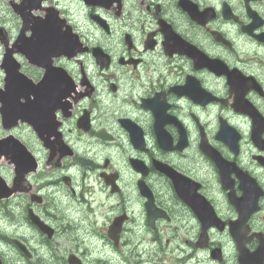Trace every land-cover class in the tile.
<instances>
[{
  "label": "flooded vegetation",
  "instance_id": "flooded-vegetation-1",
  "mask_svg": "<svg viewBox=\"0 0 264 264\" xmlns=\"http://www.w3.org/2000/svg\"><path fill=\"white\" fill-rule=\"evenodd\" d=\"M63 1L55 3L64 8L88 47V52L58 63L79 87L69 105L68 120L76 129L79 117L87 111L92 126L87 134L78 129L74 132L90 142L86 148L81 145V163L89 160V168L106 173L128 168L136 176V189L142 179L154 192L157 204L156 199L169 202L172 186L151 168L152 160L160 159L180 172L184 166L174 160L176 157L197 164L204 158L199 128L218 148L214 133L224 111L227 119H239L241 138L252 146L250 158L264 155L251 142L250 118L224 107L233 101L237 90L264 118V0H98L95 8L84 5L83 15L70 7L79 0ZM91 14H95L94 19ZM89 62L93 70L85 67ZM212 69L231 70L235 79L226 82ZM33 73L40 75L38 69ZM89 85L96 92L86 101ZM156 111L161 117L155 116ZM157 118L171 145L179 144L180 149L156 147L153 125ZM127 127H133V132L142 130L144 150L130 143ZM261 136L264 139V130ZM130 158L149 168L148 173L134 170ZM16 216L17 221L8 228L10 216L0 215L3 264H18V199Z\"/></svg>",
  "mask_w": 264,
  "mask_h": 264
},
{
  "label": "rangeland",
  "instance_id": "rangeland-1",
  "mask_svg": "<svg viewBox=\"0 0 264 264\" xmlns=\"http://www.w3.org/2000/svg\"><path fill=\"white\" fill-rule=\"evenodd\" d=\"M89 187H91V185H89ZM79 190V187H78ZM95 203L97 204V206H95V210L97 215L94 217L95 220L98 221V223L100 224L105 223V226L107 225V221H104L105 218H109L111 217L112 213L111 212H107L108 207L102 208L99 207V204L102 201H105V199H103L101 196L98 195L97 192V188L95 187ZM19 224H22L21 222L18 223V234L24 235V237L31 242V240H33L34 242H38V240L32 236H29L27 234V231L22 227L19 226ZM77 230L80 234H78V240L80 242V246L82 248H88L91 247V249H87V255L91 254L90 251H94L95 254H100V251H103L104 253L108 254V260L111 264H128V262L123 261L120 257H118L116 254H114L112 251H108L106 248H103L101 246L98 245L97 241L99 240V237L97 236L99 234V231L94 228L92 226V220L86 219L81 221L77 226H74L72 229L70 227H68L66 230L67 231H73V230ZM65 231V229L63 230ZM60 235L56 238V245H57V249H67L66 243H63V245L60 246V248L58 247L59 243L62 242L61 239H59ZM149 238V237H148ZM139 242V241H138ZM141 244V242H139ZM35 247V251L37 253V255H41L44 256V260L46 262V264H52V262L49 260V257L47 255H45V250L44 247L42 245L38 247Z\"/></svg>",
  "mask_w": 264,
  "mask_h": 264
},
{
  "label": "water",
  "instance_id": "water-1",
  "mask_svg": "<svg viewBox=\"0 0 264 264\" xmlns=\"http://www.w3.org/2000/svg\"><path fill=\"white\" fill-rule=\"evenodd\" d=\"M16 117H18V113L17 114L13 113V114L7 115L6 117H4V119L6 118V120H10V122L7 123V124H11ZM7 145H9L8 148H7V149H9L11 147V145L9 144V142H7ZM0 189H1L0 190V194H3L4 192H2V188L1 187H0Z\"/></svg>",
  "mask_w": 264,
  "mask_h": 264
}]
</instances>
